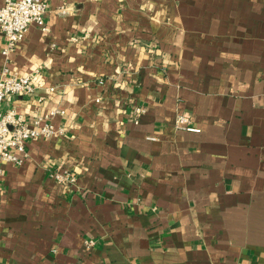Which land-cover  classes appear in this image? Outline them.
<instances>
[{
	"label": "crops",
	"instance_id": "0c3cea01",
	"mask_svg": "<svg viewBox=\"0 0 264 264\" xmlns=\"http://www.w3.org/2000/svg\"><path fill=\"white\" fill-rule=\"evenodd\" d=\"M44 2L0 110L63 132L3 163L0 264H264V0Z\"/></svg>",
	"mask_w": 264,
	"mask_h": 264
},
{
	"label": "built area",
	"instance_id": "2783aa9c",
	"mask_svg": "<svg viewBox=\"0 0 264 264\" xmlns=\"http://www.w3.org/2000/svg\"><path fill=\"white\" fill-rule=\"evenodd\" d=\"M64 12V10H60ZM46 3L44 0H4L0 6V34L4 38L1 53L7 57L15 49L16 44L24 37L31 23H37L42 30H47L44 23ZM50 91L53 87L49 88ZM34 91L33 76L7 74L6 69L0 74V104L12 94H32ZM62 110L49 109L44 114L29 121L22 118L15 110H0V176L3 163L21 164L27 157L25 142L37 137L50 138L63 132L61 127H55L52 118ZM144 109L136 106L133 111V121L138 122ZM175 128L196 130L191 126L186 114H177L174 120ZM151 139L153 137H150ZM50 176L62 186L74 184L75 175L63 165H57L50 171ZM87 241V245L92 244Z\"/></svg>",
	"mask_w": 264,
	"mask_h": 264
}]
</instances>
